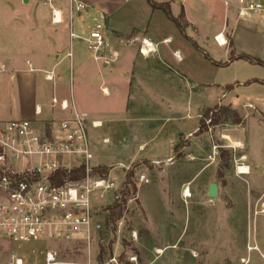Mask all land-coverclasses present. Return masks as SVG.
I'll list each match as a JSON object with an SVG mask.
<instances>
[{
    "label": "crops",
    "instance_id": "obj_1",
    "mask_svg": "<svg viewBox=\"0 0 264 264\" xmlns=\"http://www.w3.org/2000/svg\"><path fill=\"white\" fill-rule=\"evenodd\" d=\"M1 1L9 10L7 13H0V124L12 120L29 121L35 126L48 122L54 124L69 118L73 111L83 112L88 116V131H92L89 138L92 141L95 138L93 131L108 124L140 135L135 144L136 151L131 152V157L135 159L130 164L136 161L146 164L147 173H143V176L148 182L141 184V190L146 185L156 183V178L162 183L161 178L169 177V183H175L176 188L188 187L187 191L191 193L188 189L201 177L199 175L210 171L209 165L201 164L210 156L203 138L210 140V137L206 130H199V124L184 132L176 129L163 141L157 142V137L156 143L159 145L156 146L161 147L156 148V151L152 148L148 155L137 158L146 149V143H154L155 134H159L163 128L160 118L162 113H156V92L159 91L156 90V78H159L168 84L169 87L166 86L164 90L170 94L169 105L175 106L171 105L168 108L170 112L164 114L167 116L166 121L180 123L184 118H191V106L199 123L205 110L228 107L234 111L240 123L232 125L226 122L228 135L215 131L221 137L220 141L228 143V139L230 143L218 148L225 147L235 155L238 154L244 160L243 165L249 168L245 164L249 158L241 150L244 144L238 130L253 117L248 110L253 111L257 123L261 122V126H264V66L240 59H228L229 55L236 58L244 54L264 63V0H249L260 3L263 10L244 15H239L240 0H235L232 9L236 12L237 19H249L251 22H243L236 30L223 26L211 33L214 43V37L219 34L225 40L224 46L215 43L217 47L224 49L222 59L215 62H228L227 66H219L217 69L230 70L231 77L222 82L214 80L210 84L209 81L204 82L203 71L198 73L192 63H186L187 60L179 51L183 48L188 54L190 41L175 26V29H164L156 24V20L152 22L156 13L161 11H152L146 0H74V3L71 0H52L50 5H44L43 0H28L26 4L19 0L18 8L23 6L25 11L15 14V4L13 6L9 1ZM154 1H169L170 5L176 4L180 9L183 8L188 24L185 35L192 40L198 37L197 23L189 14L190 0H181L175 4V0ZM76 4H81L83 9L76 10ZM229 6L231 3L225 7ZM170 9L172 10V6ZM52 10L60 13L61 23L58 25L52 22ZM229 13V9L225 10L226 15ZM101 16L105 18L111 47L117 53V60L113 63L95 61L82 40ZM156 19L159 20L160 17L156 16ZM70 33L80 38L71 39ZM207 40L210 41V36ZM144 42L151 46L147 47ZM162 57L172 59L175 67L163 63ZM156 59L165 69H156ZM46 76H50L52 80H48ZM210 88L213 101L211 107H208L206 103ZM195 95L204 96L206 103L194 104ZM143 97L147 102L140 106L135 104L137 107L132 106V102L136 103L137 99ZM53 98L58 102L65 101L69 109L62 111L58 105L52 107ZM179 98L186 100L183 117H179L183 112ZM257 106L262 110H258ZM92 122L99 123V126L92 127ZM205 125L208 128L207 121ZM192 139L194 142L191 144ZM89 143L91 148L92 142ZM102 143L107 144L108 139L103 138ZM178 145L182 148L176 152ZM211 145L210 140V147ZM192 162L199 165H193ZM253 167L254 171H258L257 164ZM191 171L195 173L191 174ZM217 171L218 169L214 172L217 173L216 177L220 174ZM176 194L179 196L180 190ZM143 208L146 211L144 206ZM151 216L155 224L156 240V216ZM154 253L156 255V248ZM135 257L136 262L129 264H139L137 255Z\"/></svg>",
    "mask_w": 264,
    "mask_h": 264
},
{
    "label": "rangeland",
    "instance_id": "obj_2",
    "mask_svg": "<svg viewBox=\"0 0 264 264\" xmlns=\"http://www.w3.org/2000/svg\"><path fill=\"white\" fill-rule=\"evenodd\" d=\"M6 1H9L10 4L13 3V6L15 4L14 14L25 11L23 6L18 8L19 0ZM225 1L231 3V6L225 7ZM234 1L190 0L189 14L197 23L199 35L193 39L195 46L189 42L188 54L183 48H180L179 51L187 60L186 63H192L198 73L203 71L204 82L209 81V84L214 80L222 82V80L225 81L231 77L230 70H219L217 69L219 66L213 63L215 60L222 59L224 49L216 46L211 33L223 26L236 30L243 22H251L249 19L244 21L237 19L236 12L232 9ZM177 2H181V0H175L174 4ZM171 6V14L175 17L178 16L180 6L176 4L174 6L171 4ZM227 9L230 10L228 15L225 14ZM8 10L0 0V13H7ZM156 14L152 22L156 20V24L164 29H175L162 12ZM156 16H159L160 19H156ZM209 36L210 41L207 40ZM162 61L175 67L172 59L162 57ZM156 69H165L157 59ZM166 86L169 87L163 80L156 78V90H159L156 92L158 93L156 94V113H162L160 118L163 128L159 134H155L154 143H146L144 146L146 149L139 153L137 158L148 155L152 148L156 151V148L161 147V145L160 147L156 146L159 145L156 143L157 137V142L163 141L165 138H169L176 129H181L184 132L199 124V120L195 119L196 112L193 106L189 107L191 118H184L180 123L166 121L167 116L164 114L170 112L168 108L171 105L174 106V104L169 105L171 98L168 97L170 94L164 90ZM211 90L210 88L209 94H207V103L204 96L197 95L194 96L193 103H206L208 107H211L213 101ZM185 101V98H179L183 111L182 116L179 117L185 115ZM143 102H147L145 97L137 99L136 103L132 102V106H140ZM257 107L258 110H262L261 107ZM248 112L253 117H250L245 126L238 130L242 143L247 146L243 145L241 150H244L249 158V161L245 162L249 166L248 174L236 176L235 161L240 156L225 147L222 148L230 143L228 140V143L220 141L221 137L215 132L218 130L220 134L228 135L229 130L226 122L236 125V118L237 122H240V119L237 116L226 118L217 115V123L213 125L212 123L216 119L212 120V113H210L205 121L209 124L208 128L206 126V131L209 133L212 145L210 147V140L207 137L203 138V144L207 151H210V156L201 163L205 166L209 165L210 171L201 173L199 175L201 177L195 179L196 181L188 189L191 190V193L187 198L183 194L188 187L176 188L175 183H169V177L161 178V181L168 183H160V180L158 181L156 178V183L146 185L141 190L142 182L139 179L143 173H147L146 164L140 161L130 164L135 159L131 157V152L136 151L135 144L140 135L137 136L131 131H124L109 124L93 131L96 140L94 138L92 141V138H89V141L92 142L91 152L93 154L91 165L105 170L107 177L108 175L111 177L115 186L119 188L118 200L126 199L125 208L115 229H111V226L106 223L107 212L105 210L108 205L95 203L94 220L98 223L105 221L104 230L100 234L95 233L91 236L89 242L80 240L48 244L58 253V262L60 264H81L92 261L94 264L102 262L108 255H115L119 264H129L128 259L137 255L139 264H240L243 259H248V264H264V126H261V122L257 123L253 111L248 110ZM181 123L183 124L181 125ZM48 124L50 123H42L39 126L43 127ZM88 133L89 136L92 135L91 130ZM103 138L108 139L107 144L102 143ZM193 142L192 139L191 144ZM219 146L222 147L218 148ZM181 148L180 145L176 152ZM221 151H225V153L221 154ZM220 157L227 163V167L221 163ZM119 164L128 165V169H120ZM191 164L199 165L196 162ZM255 164L259 166L258 171L253 169ZM216 169L221 176L216 177L217 173H214ZM128 173L132 174L131 185L127 184ZM194 173L195 171H191V174ZM145 179L147 178L145 177ZM211 184H215L216 189L218 188L217 199L209 198L205 194L207 187ZM179 190L178 196L176 193ZM182 211L184 213H181ZM152 214L156 216V240H154L155 224ZM202 215L203 217H201ZM186 220L187 222H185ZM132 232H136L139 237L137 242L132 239ZM252 246L258 247L259 251L248 252L247 248ZM11 250L12 247L9 243L0 239V264H9ZM100 251L103 252L101 261L98 257Z\"/></svg>",
    "mask_w": 264,
    "mask_h": 264
},
{
    "label": "built area",
    "instance_id": "obj_3",
    "mask_svg": "<svg viewBox=\"0 0 264 264\" xmlns=\"http://www.w3.org/2000/svg\"><path fill=\"white\" fill-rule=\"evenodd\" d=\"M52 0H43L50 5ZM74 3V0H71ZM239 15L255 14L263 10L260 3L240 0ZM225 6L228 3L224 2ZM76 10L83 9L76 4ZM52 22L61 23L58 11L52 10ZM221 34L214 37L218 46ZM71 39L80 37L70 33ZM87 50L95 61L113 63L117 53L111 47L105 18L100 17L86 37L82 38ZM145 45H147L144 42ZM150 47V46H147ZM52 80L50 76H46ZM59 106L67 111L65 101L52 99L51 106ZM37 113L40 112L37 110ZM88 116L73 111L65 120L47 126H35L25 120H12L0 124V239L12 247L9 264H60L58 253L49 247L50 243L89 242L95 233L100 234L105 227L95 221V203L111 206L118 200V186L100 168L91 165L88 135ZM98 127L99 123H91ZM243 158L235 161L236 176H244ZM82 166L84 177L77 181H65L54 185L51 181L58 170L71 171ZM120 169H128L120 165ZM97 170V171H96ZM142 183L148 180L144 176ZM106 202V203H105ZM134 241L136 232L131 233ZM248 252L259 251L256 246L248 247ZM99 257V256H98ZM106 258V257H105ZM129 262H136L130 257ZM243 259L240 264H248ZM81 264H93L92 261ZM119 264L115 255H108L100 263Z\"/></svg>",
    "mask_w": 264,
    "mask_h": 264
},
{
    "label": "trees",
    "instance_id": "obj_4",
    "mask_svg": "<svg viewBox=\"0 0 264 264\" xmlns=\"http://www.w3.org/2000/svg\"><path fill=\"white\" fill-rule=\"evenodd\" d=\"M146 2L152 11H156V10L161 11L164 14V16L170 22H172L174 24V26L178 29V31L188 41H190L195 46V42L191 38H189L185 35V29L188 27V24L186 23L185 18H184L183 8L180 9V13L177 17H173L171 14L169 1L163 2V3H157L154 0H146ZM229 46H231L230 40H229ZM235 59L245 60V61H248L249 63H252V64L264 66V63L262 61L255 59V58H252L250 56L244 55V54L238 55L236 58H233V56H231L229 61H233ZM213 63L216 66H220V67H225L228 65V62H225V63L213 62ZM210 113H212V120L216 119V120H214V123H212L213 125H216L218 117L222 116V117L228 118L230 116H234V117L237 116L236 113L234 111H232L231 109H229L228 107H219V108L215 107L213 109H208V110L204 111L202 118L200 120V123H199V125H200L199 130L200 131L206 130L205 119L209 116ZM217 115H218V117H217ZM237 121L238 120L236 118V123L239 124L240 122H237ZM47 127H48V125H47ZM179 148H180V145L176 146L175 150L177 151ZM223 153H225V151H221V154H223ZM220 159H221V157H220ZM221 163L225 167H227V163L224 162L223 158L221 159ZM97 172L104 174V175L107 174L105 172V170H100ZM219 176H221V175L218 173V177ZM83 177H84V168L82 166H80V167L73 169L69 172L65 171V170H58L53 175L51 181L53 182L54 185H59L65 181H77ZM131 177H132V174L128 173L126 176L127 181H128L127 184L131 185V182H130ZM132 188H133V190H135L134 187H132ZM126 195H127V193H126ZM125 204H126V199L121 198L120 200L115 201L111 206L106 208V210H105L107 212L106 223H107V225L111 226V229H115L116 223L121 219L124 208H125ZM102 257H103V252L100 251V254H99L100 261L102 260Z\"/></svg>",
    "mask_w": 264,
    "mask_h": 264
},
{
    "label": "bare ground",
    "instance_id": "obj_5",
    "mask_svg": "<svg viewBox=\"0 0 264 264\" xmlns=\"http://www.w3.org/2000/svg\"><path fill=\"white\" fill-rule=\"evenodd\" d=\"M220 42H222V44L223 45H225V41H224V38L222 37V35L220 36ZM146 43V42H145ZM147 44V43H146ZM148 45V44H147ZM148 46H151V45H148ZM227 139V138H226ZM228 140V139H227ZM235 143V142H234ZM236 146L237 147H239V145L238 144H236ZM244 170V172H246V174H248V172H247V169L246 168H244L243 169ZM183 196L185 197V198H187L188 196H189V192L187 191V189L186 190H184V194H183ZM159 252V251H158Z\"/></svg>",
    "mask_w": 264,
    "mask_h": 264
},
{
    "label": "water",
    "instance_id": "obj_6",
    "mask_svg": "<svg viewBox=\"0 0 264 264\" xmlns=\"http://www.w3.org/2000/svg\"><path fill=\"white\" fill-rule=\"evenodd\" d=\"M28 2V0H23V3L26 4ZM215 190H216V185L215 184H211L209 187V193L208 196L209 197H214L215 196Z\"/></svg>",
    "mask_w": 264,
    "mask_h": 264
},
{
    "label": "flooded vegetation",
    "instance_id": "obj_7",
    "mask_svg": "<svg viewBox=\"0 0 264 264\" xmlns=\"http://www.w3.org/2000/svg\"><path fill=\"white\" fill-rule=\"evenodd\" d=\"M208 193H209V188H208L207 193H206V196H207V197H209V196H208ZM217 197H218V190H215V196H214V197H209V198L217 199Z\"/></svg>",
    "mask_w": 264,
    "mask_h": 264
}]
</instances>
